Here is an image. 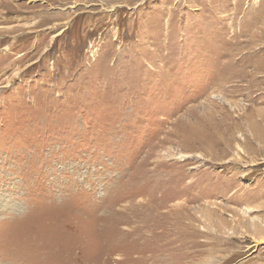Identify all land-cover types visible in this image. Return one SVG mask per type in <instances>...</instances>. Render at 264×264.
<instances>
[{
	"label": "rangeland",
	"instance_id": "rangeland-1",
	"mask_svg": "<svg viewBox=\"0 0 264 264\" xmlns=\"http://www.w3.org/2000/svg\"><path fill=\"white\" fill-rule=\"evenodd\" d=\"M264 0H0V264H264Z\"/></svg>",
	"mask_w": 264,
	"mask_h": 264
},
{
	"label": "bare ground",
	"instance_id": "bare-ground-1",
	"mask_svg": "<svg viewBox=\"0 0 264 264\" xmlns=\"http://www.w3.org/2000/svg\"><path fill=\"white\" fill-rule=\"evenodd\" d=\"M261 43H264V36L261 37Z\"/></svg>",
	"mask_w": 264,
	"mask_h": 264
}]
</instances>
